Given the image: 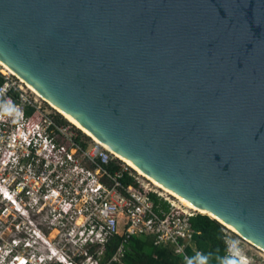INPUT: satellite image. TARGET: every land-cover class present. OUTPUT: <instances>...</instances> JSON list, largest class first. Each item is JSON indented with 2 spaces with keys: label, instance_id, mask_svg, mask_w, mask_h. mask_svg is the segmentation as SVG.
Listing matches in <instances>:
<instances>
[{
  "label": "water",
  "instance_id": "1",
  "mask_svg": "<svg viewBox=\"0 0 264 264\" xmlns=\"http://www.w3.org/2000/svg\"><path fill=\"white\" fill-rule=\"evenodd\" d=\"M0 61L264 252V0H0Z\"/></svg>",
  "mask_w": 264,
  "mask_h": 264
},
{
  "label": "built area",
  "instance_id": "2",
  "mask_svg": "<svg viewBox=\"0 0 264 264\" xmlns=\"http://www.w3.org/2000/svg\"><path fill=\"white\" fill-rule=\"evenodd\" d=\"M0 78V171L16 168L22 161L31 168L38 161V172L31 175L40 184L35 202L47 211L46 224L57 231L60 242L78 249V258L85 259L81 264H123L131 237L150 238L154 246L168 248L185 264H196L187 254L194 245L189 219L195 213L145 188L136 178L144 191L123 186L120 180L127 168L115 156L95 142H78L68 126L55 122L29 100L24 84L1 66ZM29 109L38 119L26 114ZM18 148L24 150L22 156L16 155ZM114 161L118 169L110 173L107 167ZM148 193L167 203V210L155 205ZM222 226L227 259L264 264L262 251L250 256L245 245L251 244ZM115 236L122 238L119 247L101 263L107 242ZM91 249L96 257L89 254ZM76 258L70 264H76ZM62 262L67 264V259ZM12 264L31 262L13 255Z\"/></svg>",
  "mask_w": 264,
  "mask_h": 264
},
{
  "label": "rangeland",
  "instance_id": "3",
  "mask_svg": "<svg viewBox=\"0 0 264 264\" xmlns=\"http://www.w3.org/2000/svg\"><path fill=\"white\" fill-rule=\"evenodd\" d=\"M24 89L29 100L36 106H40L43 113L53 117L61 116L68 123L66 126L72 132L74 129L79 130L85 137L89 138V143L94 142L91 137L72 125L31 90L25 86ZM23 154V149L18 148L16 150L17 156ZM116 160L128 168L131 176L136 178L142 186L186 210L178 200L154 186L126 162L124 163L118 158ZM25 164L22 161L16 168L5 172L0 171V264H12L13 256L10 255L11 253H15L19 259L29 258L31 264H64L62 262L64 258L67 259V264H70V261H74L75 257L78 258L79 251L73 244L61 243L57 231L48 228L46 224L47 211H43L41 206L35 202L38 198L40 184L36 183L31 176L38 172V161L35 160L31 168H27ZM3 195H6V198ZM193 213L200 214L198 212ZM245 249L250 256L254 257L262 253L252 245H245ZM83 260L85 259L81 257L80 261H75V263L81 264Z\"/></svg>",
  "mask_w": 264,
  "mask_h": 264
},
{
  "label": "trees",
  "instance_id": "4",
  "mask_svg": "<svg viewBox=\"0 0 264 264\" xmlns=\"http://www.w3.org/2000/svg\"><path fill=\"white\" fill-rule=\"evenodd\" d=\"M1 83L2 79L0 78ZM26 114L28 116L33 115L35 119H38V116L33 113L32 109L27 110ZM53 118L59 124L68 125L59 115ZM74 134L78 142L81 140L89 142V138L85 137L79 130L74 129ZM82 145L83 147L86 146L85 143H82ZM116 162L120 163L118 160ZM107 168L110 173L118 169L115 161L111 162ZM128 171L129 169L127 168L120 183L125 187L132 186L140 191H144ZM148 195L155 205H160L167 210V203L159 199L155 194L148 193ZM189 224L194 234V245L192 248L187 249V254L193 262L196 264H238L236 260L226 258L223 226L219 222L207 215L196 214L189 219ZM121 241V237L115 236L107 242L104 253L100 257L101 263H105L112 258ZM127 248L128 251L123 259V264H185L180 256L174 255L168 248L154 246L150 238L131 237ZM94 251V249L89 250V254L96 257ZM79 260L80 258L75 259V261Z\"/></svg>",
  "mask_w": 264,
  "mask_h": 264
},
{
  "label": "bare ground",
  "instance_id": "5",
  "mask_svg": "<svg viewBox=\"0 0 264 264\" xmlns=\"http://www.w3.org/2000/svg\"><path fill=\"white\" fill-rule=\"evenodd\" d=\"M0 66L2 67V69L4 71H6L7 73L15 76L18 78V80H20L21 83L24 84V86L26 88H28L29 90H31L38 98H40L42 101L46 102L50 107H52V109H54L57 113L61 114L66 120H68L70 123H72V125L76 126L78 129H80L81 131H83L84 133H86L89 137L92 138V140L101 145L103 148L107 149L113 156L117 157L118 159H120L121 161H123L124 163L126 162L125 160H123L121 157H119L117 154H115L113 151H111L109 148H107L105 145H103L101 142H99L97 139H95L93 136H91L89 133H87L85 130H83L81 127H79L78 125H76L73 121H71L68 117H66L63 113H61L57 108H55L52 104H50L49 102H47L42 96H40L37 92H35L29 85H27L21 78H19L12 70H10L5 64H3L0 61ZM127 163V162H126ZM133 170H135L139 175L146 177L145 175H143L141 172H139L137 169H135L133 166H131L129 163H127ZM146 179H148L152 184H154V186H156L157 188L163 190L165 193L173 196L176 200L179 201V203H181V205L183 207H185L188 210H191L193 212H198L200 214H204V215H208L206 212L200 211L197 208H195L193 205H191L190 203H188L187 201L183 200L182 198L176 196L175 194L171 193L170 191L164 189L163 187H161L160 185H158L157 183H155L154 181H152L151 179H149L148 177H146ZM210 216V215H208ZM211 218H214L213 216H210ZM220 222V221H219ZM221 223V222H220ZM223 224V223H221ZM226 228H228L229 230H231L232 232L238 234L235 230H233L232 228H230L229 226L224 225ZM239 235V234H238ZM240 236V235H239Z\"/></svg>",
  "mask_w": 264,
  "mask_h": 264
},
{
  "label": "clouds",
  "instance_id": "6",
  "mask_svg": "<svg viewBox=\"0 0 264 264\" xmlns=\"http://www.w3.org/2000/svg\"><path fill=\"white\" fill-rule=\"evenodd\" d=\"M235 254L238 255V253H235ZM13 255H15V253H12V254H11V256H13ZM238 264H245V262H244L243 260H240V261H238Z\"/></svg>",
  "mask_w": 264,
  "mask_h": 264
}]
</instances>
